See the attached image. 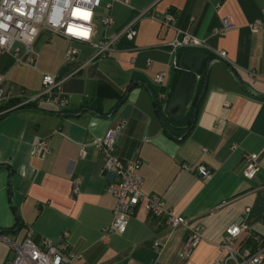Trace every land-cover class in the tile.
Listing matches in <instances>:
<instances>
[{
	"label": "crops",
	"instance_id": "1",
	"mask_svg": "<svg viewBox=\"0 0 264 264\" xmlns=\"http://www.w3.org/2000/svg\"><path fill=\"white\" fill-rule=\"evenodd\" d=\"M119 1L112 9L115 25L100 32L112 35L137 19L138 35L105 59L90 61L92 47L51 34L36 42L35 67L15 73L11 56L0 53V74H8L3 89L12 92L0 102V264H11L29 235L40 244L67 234L70 251L81 256L72 264H214L226 229L240 220L249 230L238 243L254 250L264 245V29H251L264 21V0ZM168 13L175 16V28L206 41V48L187 49L213 56L201 89L204 100L192 120L200 75L189 92L166 98L178 67L169 47L176 31L164 23ZM224 19L234 28L215 37ZM70 47L79 53L68 64ZM194 60L188 65L203 70L204 59ZM75 71L60 93L69 99L66 107L45 97L9 111L42 91L44 75ZM160 73H166L163 85L155 83ZM11 78L29 91L27 97L7 87ZM114 127L121 128L120 158L142 161V191L162 197L169 209L204 227L191 255L184 253L188 229H171L141 206L125 233L104 237L116 201L107 192L105 155L93 143ZM41 141L52 152L45 159L36 155ZM245 154L260 157L253 180L244 177ZM199 165L212 172L209 181L198 176Z\"/></svg>",
	"mask_w": 264,
	"mask_h": 264
},
{
	"label": "built area",
	"instance_id": "2",
	"mask_svg": "<svg viewBox=\"0 0 264 264\" xmlns=\"http://www.w3.org/2000/svg\"><path fill=\"white\" fill-rule=\"evenodd\" d=\"M119 0H0V53L11 56L14 66L35 67L38 54L35 44L40 36L47 32L51 35L63 37L71 42L88 45L95 50L90 61L105 59L118 50L119 44L127 42L132 44L138 35L137 19L130 21L112 35L103 36L100 28H110L115 25L112 9ZM122 3L129 4V0ZM264 15V10H263ZM164 23L175 29V39L170 43L172 65L177 67V54L183 48H206V41L192 35L186 30L175 28V16L168 13ZM234 25L229 19L222 21V27L214 32L215 37L225 36ZM252 30L264 29V21L257 20L251 25ZM79 51L70 47L66 53L67 63H72ZM223 60L227 59L225 51L217 52ZM89 61V62H90ZM76 71L69 75H44L42 91L24 101L21 105L9 111L21 108L23 105L47 97L60 107L69 103L67 97L60 94L63 84L71 78ZM166 73L155 77L157 85H163ZM8 74H0V102L11 98L12 92L3 89ZM58 94V95H57ZM57 95V96H56ZM165 98V96H162ZM8 111V112H9ZM121 128H110L104 137L94 141L93 145L105 155L104 171L115 174L110 181L107 192L115 198L113 220L109 227L103 230L104 237L108 238L115 233L123 234L127 231L130 217L140 206L153 218L164 219L171 229L185 228L189 236L184 246V253L191 255L204 238V227L194 223L191 219L176 214L169 209L163 198L156 195H146L142 191L143 177L139 174L142 161L136 159L123 161L117 153L116 136ZM236 147H234L235 149ZM207 153V149L203 150ZM47 141H41L36 147V155L45 159L51 154ZM87 152L85 147L81 150L84 158ZM259 155L245 154L246 163L244 177L253 180L258 175ZM185 170H190L184 165ZM198 176L209 181L212 172L205 165L196 167ZM79 191L78 184L74 186V193ZM249 230L243 220L229 226L220 244L221 257L214 264H264V245L254 250L239 244L241 235ZM65 234L60 240H44L36 243L30 235L22 245L16 247V254L11 264H72L81 258L80 255L70 251L65 242ZM157 247V245H155Z\"/></svg>",
	"mask_w": 264,
	"mask_h": 264
},
{
	"label": "trees",
	"instance_id": "3",
	"mask_svg": "<svg viewBox=\"0 0 264 264\" xmlns=\"http://www.w3.org/2000/svg\"><path fill=\"white\" fill-rule=\"evenodd\" d=\"M120 46L129 47V43L122 42ZM183 50V51H181ZM194 57H202L203 60V70H199L193 65H188L190 61L191 63H194ZM212 55L205 50H197V49H180L177 54V64L178 67L175 70V78H174V84L172 85V91L169 93V96L166 97L167 99L170 97H173L174 94L177 92H189L192 87H194V82L197 75L201 76V86H200V92L197 94L196 97H194L193 104L191 105V110L189 113L190 120L194 119V117H197V113L199 112V109L201 108V104L204 100V95L201 92V89L203 91L204 85H205V78H206V69L209 64V61L212 60ZM173 92V93H172ZM2 116L0 115V118ZM189 120V121H190ZM174 125V124H173ZM169 131V130H168ZM170 135L172 133L169 131Z\"/></svg>",
	"mask_w": 264,
	"mask_h": 264
},
{
	"label": "rangeland",
	"instance_id": "4",
	"mask_svg": "<svg viewBox=\"0 0 264 264\" xmlns=\"http://www.w3.org/2000/svg\"><path fill=\"white\" fill-rule=\"evenodd\" d=\"M45 36L49 37V33L45 32V33L42 34V37L45 38ZM54 40H55V38L53 37V41ZM38 45L40 46V43L36 44L37 54H39ZM24 67H29V66H18L16 68V72L15 73H17L19 70H21ZM38 67H39V64H38ZM38 70H40V68ZM12 80H13L12 78L8 80L7 87L13 86V90H12L13 94L16 95V96L20 95L22 97H27V95L29 94V91L28 90L25 91V89L23 88L24 87L23 85H19V86L13 85ZM6 90H8V89L6 88ZM262 220H263V223H264V219H262Z\"/></svg>",
	"mask_w": 264,
	"mask_h": 264
},
{
	"label": "water",
	"instance_id": "5",
	"mask_svg": "<svg viewBox=\"0 0 264 264\" xmlns=\"http://www.w3.org/2000/svg\"><path fill=\"white\" fill-rule=\"evenodd\" d=\"M104 176L109 180V181H113L115 179V174L108 172V171H104Z\"/></svg>",
	"mask_w": 264,
	"mask_h": 264
}]
</instances>
